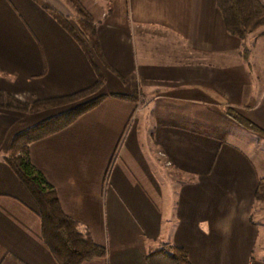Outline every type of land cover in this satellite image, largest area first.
Wrapping results in <instances>:
<instances>
[{
    "label": "crops",
    "instance_id": "obj_1",
    "mask_svg": "<svg viewBox=\"0 0 264 264\" xmlns=\"http://www.w3.org/2000/svg\"><path fill=\"white\" fill-rule=\"evenodd\" d=\"M44 1L74 19L71 0L57 3L73 15ZM76 1L94 18L106 61L105 43H124L133 23L144 40L156 41V155L149 157L156 176L144 169L143 144L130 139L106 194L100 193L95 185H102V173L99 181L92 175L96 163L85 146L87 131L78 126L82 117L97 116L93 111L30 146L31 153L39 142L33 163L66 214L106 249L104 257L82 264H148L147 256L163 244L186 248L192 264L245 261L241 247L257 239L246 232L256 230L252 211L258 178L264 176V137L225 109L239 108L264 128V65H253L245 53L246 63L239 62L241 39L226 29L217 0ZM234 37L240 40L236 64L226 60L220 43ZM139 46L149 50L147 42ZM252 71L259 72L253 75L260 78L259 91ZM97 81L80 44L36 0H0L1 90L32 103L78 93ZM136 91L141 100L138 88L123 94L132 98ZM103 93L101 104L116 102L117 94ZM113 110L108 119L118 131L111 145L129 120L127 110ZM49 111L0 110V264H59L43 239L38 206L4 160L16 133L63 112Z\"/></svg>",
    "mask_w": 264,
    "mask_h": 264
},
{
    "label": "trees",
    "instance_id": "obj_2",
    "mask_svg": "<svg viewBox=\"0 0 264 264\" xmlns=\"http://www.w3.org/2000/svg\"><path fill=\"white\" fill-rule=\"evenodd\" d=\"M63 26L80 44L97 74V83L72 95L37 100L32 103L0 89V110H17L40 113L47 110L63 111L16 133L9 142L4 158L22 185L34 199L42 221V236L59 264H82L106 255V249L95 243L89 236L78 230V223L66 214L54 187L45 175L34 165L30 146L45 137L49 130L56 131L79 118L102 103L106 98L103 88L106 82L104 69L106 62L97 37V25L92 15L76 0H71L75 17L56 10L44 0H36ZM228 32L245 40L251 33L264 26V3L262 0H217ZM244 45V52L247 50ZM246 54V53H245ZM133 95L139 100V91ZM118 98H131L114 95ZM66 108V109H63ZM226 114L250 132L264 137L260 127L234 108L225 109ZM256 200L264 201V176L258 178ZM148 264H192L186 248L163 244L147 256Z\"/></svg>",
    "mask_w": 264,
    "mask_h": 264
},
{
    "label": "rangeland",
    "instance_id": "obj_3",
    "mask_svg": "<svg viewBox=\"0 0 264 264\" xmlns=\"http://www.w3.org/2000/svg\"><path fill=\"white\" fill-rule=\"evenodd\" d=\"M49 1L53 3L56 8L58 7L63 12L73 15L71 10L57 3V0ZM118 32L123 33L121 31ZM123 36L125 37L124 43H120V41L116 40L115 45L112 47L105 43L108 60H105L106 65L103 67L106 77V85L103 90L104 92L112 94H126L128 90L138 88L142 90L143 93L141 100H139L140 103L133 98L123 99L117 97L116 102L111 100L98 105L99 107L97 109L93 108L89 110L88 112L93 111L97 116H90V118H92L91 120H88V116L82 117L78 123L80 128L87 131L85 139L88 141H85V146L87 151H89L90 158L92 161L95 160L94 162L96 163L93 164L91 168L92 175L95 174V177L99 181V174L102 173V185H95V187L100 189L101 194L102 192L106 194L109 179L117 170L115 166L116 161L120 158L123 147L126 146L130 139H138V144H143L145 149L143 154L148 159V162H145L144 169L156 176V165H154L149 158L153 153L154 156L156 155V152H153L156 148V71H153V67L156 66V56L153 55V44H156V41L152 39L144 40L146 35H140L134 23L131 25L130 32L127 34L125 33ZM232 39H224L223 42L220 41V43H223L226 49V60L236 64L238 63V59L234 54L240 40L235 37ZM141 42H147L149 44V50L146 51L145 49H141L139 46ZM211 42L216 43L217 41L212 40ZM244 42L247 47L245 52ZM228 50H230V52H228ZM240 50L242 54V57L239 56L240 63H246L244 60V53H246V55H248L247 57L251 58L250 62L253 65H264V26L253 34H250L244 41L241 40ZM147 52L149 54H147ZM250 74L254 80L256 79V77L253 76L254 74L259 76V72L252 71ZM258 79L260 80V78ZM259 80H255L258 91L260 86ZM260 96L261 95L258 94V100ZM115 107L122 108L123 112L127 110L129 113V120L128 125H124L119 135L114 136L115 142L114 145H111L110 143H112L113 135L117 134L116 131H118V129L115 127V120V123H112L108 118L112 117L113 108ZM141 107L143 108L137 110ZM235 110L245 116V113L241 109L236 108ZM51 112H54V110L49 111V113ZM105 113H107V117ZM45 114L46 113H42L37 117H41ZM121 122L124 123V120L120 121V123ZM111 123L112 125H110ZM241 133L245 135L246 133L248 134V132L243 130H241ZM32 149L31 159L33 162V156L36 157V152H39V142H37ZM149 149L150 151H148ZM34 163L37 165L35 161ZM104 163H106L105 168L99 167ZM256 201L252 211V223L256 227V230L246 232V237L250 235L253 240L257 237L256 245L241 247L240 251H242L241 254L245 256V261H242L240 264H264V201ZM249 232L251 234H249ZM207 250L209 252V248Z\"/></svg>",
    "mask_w": 264,
    "mask_h": 264
}]
</instances>
